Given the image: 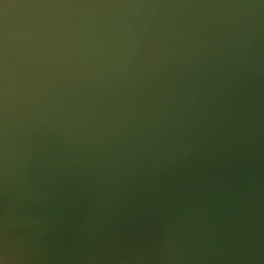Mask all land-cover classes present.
Returning <instances> with one entry per match:
<instances>
[{"label":"water","instance_id":"water-1","mask_svg":"<svg viewBox=\"0 0 264 264\" xmlns=\"http://www.w3.org/2000/svg\"><path fill=\"white\" fill-rule=\"evenodd\" d=\"M0 264H264V0H0Z\"/></svg>","mask_w":264,"mask_h":264}]
</instances>
